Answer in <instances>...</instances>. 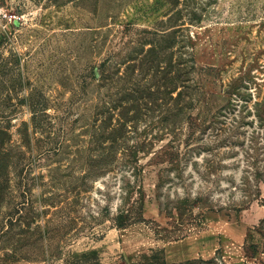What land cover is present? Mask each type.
Masks as SVG:
<instances>
[{
    "label": "rangeland",
    "instance_id": "obj_1",
    "mask_svg": "<svg viewBox=\"0 0 264 264\" xmlns=\"http://www.w3.org/2000/svg\"><path fill=\"white\" fill-rule=\"evenodd\" d=\"M0 130V264H264V0H0Z\"/></svg>",
    "mask_w": 264,
    "mask_h": 264
},
{
    "label": "trees",
    "instance_id": "obj_2",
    "mask_svg": "<svg viewBox=\"0 0 264 264\" xmlns=\"http://www.w3.org/2000/svg\"><path fill=\"white\" fill-rule=\"evenodd\" d=\"M94 75H95L96 78L99 77V75L96 72L94 73ZM105 79L107 80V77ZM167 79H168V76L162 78L163 81H165ZM179 81H181V80H179ZM180 83L181 82H178V84L175 85L176 86V89L179 88V86L181 85ZM161 86L164 87V88L166 87L165 85H161ZM165 93L166 92H164V91L163 92H160V90H158L157 92H155V91L152 92L151 88H148V92L140 91V93H139L140 97H136L134 94H130V96L128 98H126L124 100H121L124 104H133L132 108H125V111L123 112V115H122L123 118H124V120L128 121L130 119V116H128L130 110H137L138 107L141 108L140 101H144L143 99L148 98V99L151 100L153 98V100H158V99H160V97H158V95L159 94L164 95ZM181 95H182V91L180 90L179 97H181ZM123 118H121V119L123 120ZM136 120H139V118H136ZM132 121H134V119ZM118 126H120V125H118ZM126 126H127V124L122 121L121 128L123 129ZM122 129L121 130H114L113 136L114 135L121 136V133L120 132H122V133L125 132V130H122ZM119 136H118V139H119ZM8 138H9V136H8L7 132H4L3 130H0V143H4L6 141V139H8ZM118 139L115 136L113 138V140H114V143H113L114 146L110 150H108V151H105V150L102 151L100 154H98V158H100V159H103V158L106 159V158H110V157L111 158L118 157V155H117L118 154V151H119L118 150V148H119L118 146L119 145H117L118 142H119ZM2 149L0 148V160L1 161H5V160L8 161L10 159V154H9V152H4V150H2ZM123 153H124V156H125V158L127 160L132 161V162H136L137 161L136 156H135V151H133V149H125V148H123ZM90 159L92 161H94L95 158L92 156V157H90ZM96 161H98V160H96ZM5 164H7V162ZM96 167H101V166H95L94 169H96ZM104 173L105 172H102L101 171V172H99L97 174V176L98 175H103ZM90 177H91V174H88V176H86V179L87 178H90ZM86 179H83V177H82L81 178V181H84ZM8 181L9 180H7V182ZM1 182L2 183H0V190L1 191H4V190H6V183H7L6 182V178H3V181H1ZM7 185H8V183H7ZM263 224H264V221H263ZM253 252L256 253L257 251H253ZM88 259H90L89 256L83 255L81 258H77V259H74L72 261L74 262V264H96L95 263L96 258H95V260H90V262L88 261ZM163 264H167L166 261H163Z\"/></svg>",
    "mask_w": 264,
    "mask_h": 264
}]
</instances>
